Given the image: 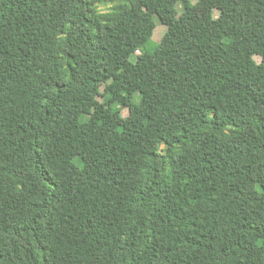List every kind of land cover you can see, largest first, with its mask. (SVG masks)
I'll return each instance as SVG.
<instances>
[{
    "label": "trees",
    "instance_id": "trees-1",
    "mask_svg": "<svg viewBox=\"0 0 264 264\" xmlns=\"http://www.w3.org/2000/svg\"><path fill=\"white\" fill-rule=\"evenodd\" d=\"M0 264H264V0H0Z\"/></svg>",
    "mask_w": 264,
    "mask_h": 264
},
{
    "label": "rangeland",
    "instance_id": "rangeland-1",
    "mask_svg": "<svg viewBox=\"0 0 264 264\" xmlns=\"http://www.w3.org/2000/svg\"><path fill=\"white\" fill-rule=\"evenodd\" d=\"M196 1L197 0H191V2H193V3L196 2ZM178 7L181 10V6L179 5ZM100 9L101 10H106L107 7L106 6H101ZM202 12H203V10L199 9L196 13H197V15H201ZM218 13L219 12L217 10H215L214 16H217ZM255 19H256V17H253V18H251V21H253ZM155 22H156V27H155V30H154V33H153V36H152V39H151V41L153 43H157L160 40L161 36L163 35V33H164L165 29H166L165 26L160 23V21L158 20L157 17H155ZM150 49H151V47L147 46V50H150ZM134 58H135V56L132 57V60H134ZM255 59L257 61H259L260 58L258 56H256ZM188 86L190 88H193L194 87V83L193 82H188ZM122 112H123V115L127 114V110L126 109H124ZM130 169H131V166H128V167L125 168V171L128 172Z\"/></svg>",
    "mask_w": 264,
    "mask_h": 264
}]
</instances>
